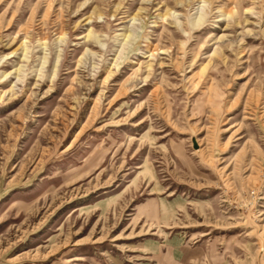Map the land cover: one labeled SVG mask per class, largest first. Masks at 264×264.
Listing matches in <instances>:
<instances>
[{
    "label": "rangeland",
    "instance_id": "374dc122",
    "mask_svg": "<svg viewBox=\"0 0 264 264\" xmlns=\"http://www.w3.org/2000/svg\"><path fill=\"white\" fill-rule=\"evenodd\" d=\"M0 264H264V0H0Z\"/></svg>",
    "mask_w": 264,
    "mask_h": 264
}]
</instances>
